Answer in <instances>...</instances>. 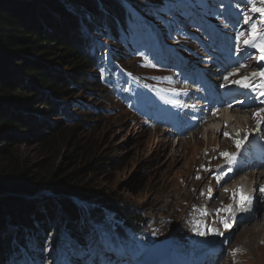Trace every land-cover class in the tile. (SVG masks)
Wrapping results in <instances>:
<instances>
[{"label":"rangeland","instance_id":"obj_1","mask_svg":"<svg viewBox=\"0 0 264 264\" xmlns=\"http://www.w3.org/2000/svg\"><path fill=\"white\" fill-rule=\"evenodd\" d=\"M122 1L127 5L131 4L128 19L132 18L141 27L150 48L154 47L157 51L162 45L168 52L161 54L158 62L150 52L131 49L125 43L113 41L112 36L111 40L105 29L96 31L90 27L86 28L88 42L101 50L114 71L130 76L139 89V84H142L144 89L158 96L160 103L164 105H158L160 113L156 114L157 105L152 100L142 103L133 100L131 107L139 104L142 109L153 108L154 113L150 109H147L144 116L133 113L122 102L120 91L111 90L108 86L109 80L113 82L114 79L106 77L102 69H90L93 74L89 79L80 82L78 86H71L65 98H60V102L68 107L69 113L77 118L66 121L57 112L41 113L52 126L46 125L47 128H44L52 137L51 146L45 147L41 140L29 135V130L9 127L0 131L7 133L11 130L20 137H26L19 142L9 140L0 145L7 152L0 157V175L3 174L0 177L7 176V172L16 174L26 171L46 178L58 163L62 165V172L58 175L61 176L88 166L87 158L90 154L91 157H102V169L91 171L87 168L81 171L76 180L78 185L86 184L94 191H102L98 192L100 195L114 193V199L121 206L132 213L139 211L142 214L137 221L139 234L127 231L135 250L129 255L126 252L121 257L111 251L108 255L103 254V261L108 259L109 264H142L140 257L149 246L155 241L164 240L171 253L160 264H206L211 261L216 264H264V233H259L264 229L263 223L249 226L247 232L245 229L244 232L242 229L222 231L217 243L207 250L198 251H193L186 245V230L182 224H191L198 217L197 208H193L190 203L192 197L196 199L199 195L192 196L195 189H202L203 202L209 201L212 204L218 202L220 194L217 190H228L234 184L230 180L222 181L219 174L212 170L196 175L200 172V165L197 163L203 157L209 158L219 153L216 163L220 165L227 160L238 161L245 151H249L250 154L243 155L238 163L250 165L246 174L235 181L240 185L238 190L242 193L254 189L258 179L256 172L264 170V153L258 152L264 148V124L257 125L260 117L253 118V113L264 109V96H260L255 87L261 78H253L249 88L235 83L232 89L227 88L229 81L233 79L230 73L240 72L241 80L251 77L254 72L264 71V60L259 59V50L243 43L249 38L252 24L257 25L258 32L264 33L262 17L251 11L253 7H264V3L261 0H203L204 3L191 0L200 3L197 7L201 14L197 15L185 4H181L183 0ZM98 25L106 28L107 19ZM160 34L166 35L172 42L163 43ZM256 43H259V37ZM209 57H213L215 62L207 60ZM241 60L247 65V74L241 71ZM55 61H58L57 65L62 72L75 71L66 63L59 62V59ZM69 61L72 62L71 56ZM187 62H191L192 69L181 70ZM174 63H178L176 68L180 73ZM195 64L206 72L210 70L207 73L211 77L209 84L203 83L199 78ZM226 76L228 80L224 79ZM119 78L122 81L120 76ZM201 93L208 97L199 98ZM12 95L19 98L15 100H20L24 93L16 91ZM174 97H177L176 102ZM219 98L224 99V104L218 110L212 105V115L222 116L226 111L234 114L231 111L240 108L242 122L226 124L218 134L210 131L207 134V128L203 124L189 128L195 123V104H204L208 108L209 99L215 102ZM4 102L0 100V105ZM81 104L85 107L80 106ZM36 109L41 108L37 106ZM163 119H169L170 124L161 123ZM222 126L221 123L219 127ZM184 129L187 130L182 133ZM248 130H252L253 136H256L249 149L241 150L229 145L222 147V142L227 140L225 133L228 131L234 135L235 132L239 133V139L245 140ZM57 133L66 137L74 134L75 139L66 143L57 138ZM230 152L236 153V156L232 159L225 158L223 153ZM262 172L264 175V171ZM262 182L264 180L261 178L260 183ZM94 193L96 192H91ZM45 198L41 197V200ZM56 201L55 199L53 205L57 204ZM73 201L77 205L85 203L78 199ZM230 201L231 198L227 197L224 209L219 210V213L228 211L225 208ZM88 203L95 207L98 201L91 198ZM98 206L101 210L102 206ZM39 207L46 210L44 201H39ZM54 207L52 216H56ZM7 214L4 219L6 232H15L14 225L7 223ZM44 218L45 215L42 214L35 232L39 261L34 264H66L62 261L64 256L60 246V241L67 239L62 235L63 229L55 221L43 235L48 224ZM110 218L111 223H114V217L110 215ZM222 219L225 220L224 216L219 214L205 216L206 231L211 232L209 229L223 225ZM87 222L90 223L89 219ZM91 227L96 226L91 223ZM177 250L179 256L175 259ZM80 251L83 255H75L71 264H96L91 262L89 250L81 247ZM0 263L22 264L14 260Z\"/></svg>","mask_w":264,"mask_h":264},{"label":"trees","instance_id":"obj_2","mask_svg":"<svg viewBox=\"0 0 264 264\" xmlns=\"http://www.w3.org/2000/svg\"><path fill=\"white\" fill-rule=\"evenodd\" d=\"M129 6L122 0H0V100L5 101L0 105V131L9 127L29 130V135L41 140L45 147L51 146L52 137L44 128L52 126L41 113L57 112L66 121L77 118L69 113L60 98H65L71 86L89 79L93 74L90 69L103 68L105 73L111 70L105 65L101 50L88 42L86 28L105 29L111 40L112 37L115 42L126 39L127 45L135 48V35H120L131 25ZM104 19L108 21L106 28L98 25ZM57 59L75 71L62 72ZM16 91L24 93L20 100L12 95ZM37 106L41 109H36ZM9 131L0 132V145L26 138ZM57 136L66 143L75 139L74 134L66 137L57 133ZM6 153L4 146L1 147L0 157ZM87 162L84 169H74L61 176L58 175L62 165L58 163L46 178L26 171L7 172V176L0 177V262L34 264L39 261L35 232L42 214L48 223L43 235L55 221L63 229L62 235L67 239H62L60 246L66 264H71L75 255H83L81 247L92 252L103 244L116 251L132 248L124 231L138 232L137 221L142 214L121 206L114 199V193L100 195L98 192L102 191H94L86 184L78 185L76 180L81 171L87 168L97 171L103 167L102 157L90 154ZM12 189L11 194L3 192ZM41 197L46 198L41 200ZM91 198L98 201L95 207L89 206ZM55 199L57 204L53 205ZM74 199L85 203L77 205ZM39 201H44L46 210L40 209ZM98 205L102 206L101 210ZM52 207L56 216H52ZM6 213L7 223L14 225L15 232H6ZM106 213L113 215L114 223ZM91 223L96 227L92 228Z\"/></svg>","mask_w":264,"mask_h":264},{"label":"bare ground","instance_id":"obj_3","mask_svg":"<svg viewBox=\"0 0 264 264\" xmlns=\"http://www.w3.org/2000/svg\"><path fill=\"white\" fill-rule=\"evenodd\" d=\"M193 60L194 59H189V61H193ZM209 60L212 61L214 60V58L209 57ZM239 62H240V67L241 65H243V67H241L242 68L241 71L247 74V65L243 64L242 60ZM191 67L192 65L190 62L185 63L183 66L185 70H188ZM203 72L205 73L204 70ZM204 73H203L204 77L211 81V77H207V75ZM240 77H241L240 72H235V75H232V78L235 81L239 80ZM233 79L230 80L227 85L228 90L233 88V83H232ZM201 97H205V94H202ZM223 102H224V99L220 98L217 101L212 102V104L215 103L218 106H221ZM212 104H209V108L207 109H205L203 105L195 104L197 119H196V122L193 124V126L198 125L203 121L208 122L209 126H205L207 128L206 129L207 134H209L208 131L213 132L214 134H218L222 132L223 127L226 124L232 125L233 122H236V123L242 122L243 116L241 115L240 108H236L235 111L234 110L231 111L234 114L228 113V111H226L224 112L222 116L214 115L211 117V114H209V111L212 108L211 107ZM221 123L223 126L219 127ZM227 134H228L227 140L222 142V147L227 146V145L229 146L236 145L235 142L237 140H240L239 139L240 134L237 132H235L236 135L232 134L230 131H228ZM218 156H219V153L214 154L212 157H209V158L203 157L201 161L197 163V165H200V172L199 173L197 172L196 175H201L204 171L212 170V171L220 173L222 177V181L230 180L234 182V184L228 190H223L221 188L217 190L220 194V196L218 197V202L212 203V204H210L209 201L203 202L204 195L202 193V189L198 188L194 190L192 196L193 195L195 196L197 194L199 195L196 199L192 197L190 200V203L193 205V208H197L196 211L198 212V217L191 224H185L184 222L182 223L184 229L186 230V234H185L186 245L192 250L208 249L212 244L217 243L219 241L220 237L223 234L222 231H227V230L235 231L236 229H240V230L242 229V231L244 232V229H245L247 232V230L249 229V226L251 225L254 226L260 223L264 224V198H263L264 191L261 190V189H264V186L261 187V189L258 192L260 185L263 183V182L260 183L261 178L264 180V175L262 174L263 173L262 171L264 170L261 169L262 173L256 172V175H258V179L256 180L255 185H254L255 186L254 192L244 191L243 193V195L249 196L251 200H253V203L249 205L248 207L249 210L245 212L244 209L246 208L247 204H245L244 206H240V204L238 203L239 196L237 195V192H239L238 189L240 185L235 183L237 178L241 177L243 174H246L244 171V168L240 167L238 163H236V168H235V164L233 162H226V163L217 165L216 158ZM245 166L247 167L250 165H245ZM229 167L230 169H228ZM250 172L249 174H251ZM252 175H253V172H252ZM227 197H230L231 201L228 203V206L225 209L228 210L230 208L231 211H227L226 213H219V210L224 209L223 204ZM208 205H209V209L207 210ZM203 213H206V214H203ZM208 214L210 216L211 215L214 216L215 214L224 216L225 220L230 225V227L225 229L224 225L219 224L216 226L215 229H213L214 231L207 232L206 227H205L206 225L204 224V219H205V216H208ZM201 233H204V234L201 235ZM259 233L263 234L264 229L262 228V230H260ZM211 264H216V262L211 263Z\"/></svg>","mask_w":264,"mask_h":264},{"label":"snow or ice","instance_id":"obj_4","mask_svg":"<svg viewBox=\"0 0 264 264\" xmlns=\"http://www.w3.org/2000/svg\"><path fill=\"white\" fill-rule=\"evenodd\" d=\"M262 3H264V0H261ZM251 11L255 12V13H259V15L262 17V23H264V7H253L251 9ZM243 35V33L241 34ZM259 37V43H256L257 38ZM244 45L246 46H251L253 48H257L259 50L260 60H264V33H260L257 30V25L256 24H252L250 32H249V38L247 40H244ZM241 67H243V65H241ZM229 75H235V73H230ZM259 76L261 78V81L258 85H256L255 87L259 90L258 94L260 96H264V71H260V72H254L252 73L251 77H244L241 80H237V81H232V83L238 84L243 88H249L250 84H251V80L255 77ZM225 80H228V76L224 77ZM256 117H260V119L257 120V125H260L262 123H264V109H260L259 112L253 113V118ZM228 134L225 133V136H227ZM247 137H245L246 139ZM244 141L242 140H237L236 143V147L239 149L241 147V145L243 144ZM223 155L229 159H232V157L230 156L229 153H223ZM262 191H264V189H261ZM237 195L239 196V200L238 203L240 204V206H244L245 204H250L251 203V198L249 196H245L243 195L242 192H237ZM228 211H231V209L229 208ZM206 214V213H203ZM221 223L224 225L225 229L229 228L230 225L227 223L226 220H221ZM209 231H214L213 229H209ZM204 233H201V235H203ZM235 251V250H234Z\"/></svg>","mask_w":264,"mask_h":264},{"label":"water","instance_id":"obj_5","mask_svg":"<svg viewBox=\"0 0 264 264\" xmlns=\"http://www.w3.org/2000/svg\"><path fill=\"white\" fill-rule=\"evenodd\" d=\"M3 192H7L11 194L12 192H14V189H12L11 191H3ZM161 250H166L164 240L156 241L155 243H153L149 249V252L143 257V260L150 264H155L164 256L166 255L168 256V252L164 253L161 252Z\"/></svg>","mask_w":264,"mask_h":264}]
</instances>
